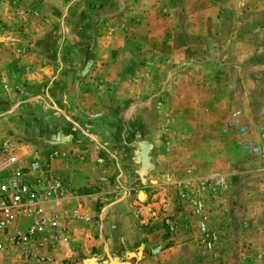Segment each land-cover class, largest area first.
<instances>
[{"label": "rangeland", "instance_id": "rangeland-1", "mask_svg": "<svg viewBox=\"0 0 264 264\" xmlns=\"http://www.w3.org/2000/svg\"><path fill=\"white\" fill-rule=\"evenodd\" d=\"M0 33L5 128L54 85L63 41L85 116L136 128L133 264H264V156L241 146L264 141V0H0ZM232 111L244 136L225 130Z\"/></svg>", "mask_w": 264, "mask_h": 264}, {"label": "crops", "instance_id": "crops-1", "mask_svg": "<svg viewBox=\"0 0 264 264\" xmlns=\"http://www.w3.org/2000/svg\"><path fill=\"white\" fill-rule=\"evenodd\" d=\"M54 36L58 43L64 38L75 40V33ZM0 41L5 44L4 33H0ZM62 43L56 51V63L51 65L57 72L54 85L47 86L44 95L24 100L20 125L5 128L6 119H0V135L15 140L21 167L34 161L40 171L68 187L62 199L46 198L36 205L45 217H56L58 238H65V242L58 240L54 248L39 249V264H81L91 257L97 262L123 259L138 252L135 246L139 229L133 219L145 173L142 145L136 128L124 130L127 123L117 111L101 121L91 120L93 115L85 116L81 106L84 93L78 89L82 87L77 76L81 64L61 60L66 42ZM71 44L72 52L80 54L74 42ZM23 179L33 181L34 177L24 174ZM28 222L20 219L19 230L23 231ZM11 263L12 254H6L0 264Z\"/></svg>", "mask_w": 264, "mask_h": 264}, {"label": "built area", "instance_id": "built-area-1", "mask_svg": "<svg viewBox=\"0 0 264 264\" xmlns=\"http://www.w3.org/2000/svg\"><path fill=\"white\" fill-rule=\"evenodd\" d=\"M225 130L244 136L248 126L238 111H232ZM241 146L250 154L264 156L262 137L257 144L244 140ZM24 174L33 176V181L23 179ZM67 192L68 187L40 171L36 162H30L26 168L21 167L15 145L9 141L0 142V263L6 254L16 252L24 263L39 264L42 262L39 249L54 248L58 240L65 242V238H58L56 217H45L36 205L46 198L62 199ZM22 218L29 222L20 231L17 224Z\"/></svg>", "mask_w": 264, "mask_h": 264}, {"label": "water", "instance_id": "water-1", "mask_svg": "<svg viewBox=\"0 0 264 264\" xmlns=\"http://www.w3.org/2000/svg\"><path fill=\"white\" fill-rule=\"evenodd\" d=\"M136 254H139V251ZM135 255L133 253H129L123 259L107 258L106 261L102 262H97V259L95 257H91L83 260V264H132L130 258L134 257Z\"/></svg>", "mask_w": 264, "mask_h": 264}, {"label": "trees", "instance_id": "trees-1", "mask_svg": "<svg viewBox=\"0 0 264 264\" xmlns=\"http://www.w3.org/2000/svg\"><path fill=\"white\" fill-rule=\"evenodd\" d=\"M131 261V260H130ZM132 263V262H131ZM133 264V263H132Z\"/></svg>", "mask_w": 264, "mask_h": 264}]
</instances>
